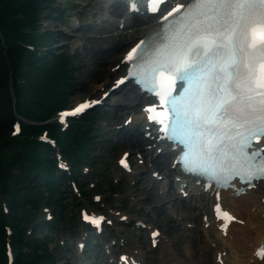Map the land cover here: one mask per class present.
<instances>
[{"label": "rangeland", "instance_id": "obj_1", "mask_svg": "<svg viewBox=\"0 0 264 264\" xmlns=\"http://www.w3.org/2000/svg\"><path fill=\"white\" fill-rule=\"evenodd\" d=\"M47 2L48 8L43 14L44 18L38 24H40V32L51 34L46 38L48 47L42 46L41 49L47 53L46 55L67 54L73 59L74 68L76 69L75 80L71 81L73 88L69 90L65 107H71L84 99L97 98L109 88L114 78L105 81L104 78L97 79L98 75L101 74L102 76L104 72L110 70L112 64L116 63L115 60H111V57L115 55L111 50V40L108 42L102 41L108 40L111 36L117 38L118 36L115 37L116 34L129 33L134 28H131V26L127 27V30L117 28V22L123 14L114 12L119 0H47ZM58 7H62L60 15L55 11V8ZM96 12H98L97 15H95ZM106 16L110 17L109 22L102 23L101 21ZM130 42L132 41H128L127 44ZM27 48L33 50L30 47ZM125 48L126 46L122 48L120 53ZM119 97L120 92L112 93L104 100L102 105L79 119V121L84 122L85 127L94 131L101 130V134L94 137L95 141L91 150L94 158L91 163H86L90 166H84V164L80 168V173H76L77 170H75L73 163H68L70 170L63 174L71 177L74 174L76 175L79 192L75 193L71 187V208H65L63 213L66 219L60 220L57 217V220L52 222L53 224L50 227L45 228L44 233L56 240L49 247L50 250L55 244L60 243V240L62 241L61 244H63L64 250L57 256V260L59 257V263L111 264L110 261L112 259L116 260L123 250L124 252L126 250L128 252L141 250L145 257L144 264H216L214 253L217 251L225 253V257H227L226 264H252L250 262L251 254L258 243L257 238L251 233L252 226H249L242 233L232 230L229 237H223L222 241L216 239L218 238L217 235L215 237L211 232L208 241L199 246V241L195 237L204 238L205 236L199 229L202 226L201 220H197L198 227L196 228L193 220L174 219L170 216L171 213L168 210L165 211L163 206L169 202L168 196L165 201L162 199L154 200V197L158 195V190L156 184L151 182L149 173L157 169L160 171V175L163 174L167 162L159 165L157 161L165 160L163 156L157 158L153 157L152 153L147 154V156L142 154V150H146L149 146L146 141L140 140V143H138L136 138H140L138 136L139 129H132L133 124L117 133L115 126L121 125L123 120L131 113V111L124 110L129 107L128 105H121L116 102ZM138 110L131 114L138 115ZM93 111L99 114L95 120L88 117V114ZM86 116L87 118H85ZM68 130L62 131L67 134ZM134 131H137L136 134L133 133ZM124 151L130 152V161L135 166L136 172L132 176L123 175L117 167V160ZM136 152L141 153L139 154L142 156L140 161L136 157ZM98 160L105 162L102 169L97 162ZM141 161L143 162L141 163ZM83 167H89L86 175L82 172ZM68 184L70 182L66 185L68 186ZM91 184L94 185L93 188H91ZM150 188H154V191H149ZM94 193L101 196V201L96 205L92 201V194ZM3 205H5L4 201H2V208H4ZM82 208L88 212L103 213L106 216L112 213L118 214V216L125 215L130 221L124 223L117 221L113 226L105 228L100 237L95 236L92 238L90 234L88 241L87 237H84L87 235L86 229L79 219V210ZM176 211L175 214H178L179 212ZM261 219L264 218L261 217ZM139 220L150 224L149 226L152 228L159 229L162 238H165L168 243L159 244L160 248H151L148 240L150 230H139L135 225V221ZM40 224L38 223L37 231H39L38 228H42V224ZM237 227H243V225L237 224ZM82 237L85 238L88 244L82 252H78L77 244ZM123 245L125 246L123 247ZM103 246H106L107 251L112 252V254L106 255ZM218 246L221 250H217ZM166 249H170V252ZM205 249L209 250L208 253Z\"/></svg>", "mask_w": 264, "mask_h": 264}, {"label": "snow or ice", "instance_id": "obj_2", "mask_svg": "<svg viewBox=\"0 0 264 264\" xmlns=\"http://www.w3.org/2000/svg\"><path fill=\"white\" fill-rule=\"evenodd\" d=\"M161 19V28L170 27L160 40L150 34L124 57L136 69L131 79L151 91L157 75L168 81L165 131L185 149L186 168L219 181L221 165H238L243 172L223 179L255 187L264 181V154L246 149L254 135H264V0H184ZM84 219L99 226L104 218Z\"/></svg>", "mask_w": 264, "mask_h": 264}, {"label": "trees", "instance_id": "obj_3", "mask_svg": "<svg viewBox=\"0 0 264 264\" xmlns=\"http://www.w3.org/2000/svg\"><path fill=\"white\" fill-rule=\"evenodd\" d=\"M47 4V0H0V200L9 211L5 217L0 203V264H7L6 223L14 264H58L63 248L57 243L49 249L54 237L44 234V228H38L43 234L35 228L28 235L27 230L42 216V203L52 207L55 220H65V208L71 207L67 176L56 170L49 146L37 140L45 129L51 136L59 133L57 127L38 124L65 107L76 71L67 54L46 55L41 49L48 47L46 38L51 34L40 32L38 24ZM55 11L60 15L62 7ZM98 115L93 111L88 117L95 120ZM16 120L21 124L17 137L12 135ZM84 125L72 123L67 134L57 139L62 156L77 173L85 162L93 161L94 137L101 134ZM97 162L102 169L105 162Z\"/></svg>", "mask_w": 264, "mask_h": 264}, {"label": "bare ground", "instance_id": "obj_4", "mask_svg": "<svg viewBox=\"0 0 264 264\" xmlns=\"http://www.w3.org/2000/svg\"><path fill=\"white\" fill-rule=\"evenodd\" d=\"M114 10H115L114 12H116V14H118V13L122 14L124 12L123 3L119 2L115 6ZM97 14H98V12L95 13V15H97ZM121 14H119V15H121ZM155 19L152 21H147V20L140 18L138 16L130 17L129 20L123 21V25H124L123 29L127 30L126 28L131 26V28H134V30H132L130 33H127V35L118 36L117 38H113V36H111L108 40L102 41V42H108L109 40H111L110 41V43L112 44L111 50H112V52H114L113 54H115L114 56L111 57L112 58L111 60L116 61V63L114 65H117L121 59V57L118 58V56L120 54H123V53H120L122 48H124L125 46L127 48L132 43H134L136 40L147 36L155 27L158 26V24H155V23H157L156 22L157 19L156 20ZM128 41H132V42L127 44ZM101 44H103V43H101ZM112 65H111V69L114 67V65L113 66ZM111 69L109 71L107 70L106 72H104V74L102 76L99 73L100 75H98L97 79L98 78L99 79L104 78L105 81H108V80L112 79V77H115L117 75H121L125 71L124 66L123 67L121 66L117 71H111ZM118 91L120 92V97L116 100V102L118 104H121V105H128L129 107L125 108L124 109L125 111H127V112L131 111V113H133V112H135V110H138L140 104L142 106V103L144 102V96L141 95L137 90L133 89L129 84L123 86ZM131 116L133 117V125H134L132 129H134V130L139 129V132H138L139 135L138 136H140V138H136V140L138 141V143H140V140L141 141L145 140V139H142V137L140 135L142 130H143V127H144L143 122H142V117L140 114L139 115L136 114L135 116L131 115ZM136 132L137 131H134L133 133L136 134ZM149 145H152V143H150ZM158 148H161L163 150L162 154H163L165 160H163V161L158 160L157 164L163 165V162H167V165H165V167H164L165 171L163 172V174L161 173V175L163 176L162 177L163 180L161 183L158 182L157 180H154L152 177H150L151 182L156 184V189L158 190L157 191L158 195L154 197V200L162 199L163 201H165L166 197L168 196L169 202L165 203L163 205L165 211L168 210V212L171 213L170 216L174 219H177V220H180L182 218L187 219V220H193L196 228L198 227L197 226V222H198L197 220H200V219H198L200 217V214H201V220H202L203 225L205 223L203 220V218L205 216H207L208 222L211 223V221L213 220L212 215L210 213L211 206H209L211 198L203 196L201 198L199 205H198L199 199H198V197L194 196L195 194H197L198 189L193 190L191 188L192 184H187L183 190V193L185 192L188 194L186 199L182 198V193L176 194V190H178L179 187L182 185L178 184V182H177V178H178L177 177L178 176L177 169L172 167V160L174 157V152L172 151V149L169 146L166 147L165 145H162V144H156V148L154 150V156L157 155L156 150ZM154 171H158V170L156 169ZM158 172L160 175V171H158ZM171 176H172V180H171ZM180 181L185 183V182H187V179L180 178ZM174 188H175V190H174ZM153 189L154 188H150L149 191L152 192V191H154ZM152 195H153V193H152ZM221 203H222L223 207L228 209L234 216H236L238 218V220L243 221V227H236V223L231 224L228 231H227V237H229L232 230H236V231L242 233V232H244L245 229L247 230V228L249 226L250 227L252 226L251 233L254 235V237L257 238V242H258L257 246L260 243L264 244V219H261V217L264 218V181L261 182L260 184H258L254 190L247 192L244 196H241L239 198H236L234 195H231L230 192L222 193ZM175 209H177L178 211H176ZM175 211L179 212V213L175 214ZM122 217H123V215L114 216L112 214H109L108 220L117 222V221L122 220ZM126 218L127 217H125L124 220H126ZM128 220L129 219H127L126 221H128ZM200 227H199V229L201 230V232L205 236H204V238H202L200 236L195 237L196 240L199 241V246L202 245L203 243H205L206 241H208V238L210 236L209 234L211 232L214 234V236L217 235L218 238H216V239H220L222 241L223 237H222L221 233H219L217 231L216 225L211 224V226H209V228L212 230H204L202 227L201 228ZM153 229L154 228H151L149 233L151 231H153ZM248 231H250V230L248 229ZM245 232H247V231H245ZM84 240H85V238H84ZM167 243H168V241L165 240V238H162L160 236V244H167ZM226 243H227V241H226ZM226 243H224V244H226ZM194 244H195V242H194ZM196 244H198V243H196ZM167 246H169V245H167ZM157 248H160V246L158 245ZM163 248H165V247H163ZM241 248H242V246H241ZM166 250L168 252H170V249H166ZM205 250L208 253L209 250L208 249H205ZM217 250H221V248L218 246ZM222 252L223 251H218L217 253L221 254ZM125 253L128 254L127 255L128 259L132 260L134 263L144 264L145 257H144V254L141 252V250H137V251L133 250L132 252H128L126 250ZM217 253L216 254L214 253L215 254V260H216V256L218 255ZM236 253H237V250H236ZM163 254L166 255L165 252H163ZM236 256H238V255H236ZM244 256H246V255H244ZM251 258H252V260H250V262H252L253 264H260V261L257 260L253 256V254L251 255ZM247 259H248V257H247ZM223 261H224V259H223ZM225 262H227V261L225 260ZM243 262L245 263L244 260H243ZM247 262H249V261L247 260ZM261 263L264 264V260H262Z\"/></svg>", "mask_w": 264, "mask_h": 264}]
</instances>
